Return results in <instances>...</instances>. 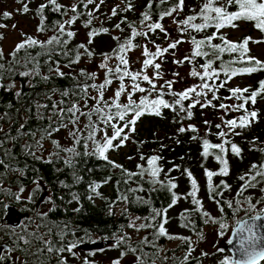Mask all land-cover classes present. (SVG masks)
<instances>
[{"label": "trees", "instance_id": "1", "mask_svg": "<svg viewBox=\"0 0 264 264\" xmlns=\"http://www.w3.org/2000/svg\"><path fill=\"white\" fill-rule=\"evenodd\" d=\"M45 2H47V0ZM58 2L70 6L76 3V0H58ZM176 2L177 0H168L167 3L160 4L159 0H154L152 8L149 10L147 8L149 0H104L99 10L95 11L96 19L93 20L90 27L96 29L108 28L109 33L96 36L92 44H88L87 33L90 29L85 28L83 24L87 19V11L94 10L95 5H89L88 9H84L81 5L78 11L84 14L81 15L77 22L70 28V30L76 32V36L68 44V49H74L77 45L84 43L88 45L89 49L94 51L95 55L93 57L89 59L87 56H84L79 64L72 65L71 68L64 67V65L68 63V60L59 54V48H57V51L52 55V67L54 68L56 66L55 61H59L62 71L68 74L65 77L60 78L54 73H49V64L45 62L48 57L45 55H40L38 60L41 74L50 76V79L47 81L36 76L31 78V82L29 83V78L27 77H20L15 74L9 77L7 73L4 75L2 83L7 86L12 84L14 80L15 87L10 91L6 90L4 87H0V116L4 117L0 119V128L3 129V131L0 132V141H3L2 145H0V155L2 156L0 160L2 161V163H0V203L2 202L3 204L2 199L4 198H6V200L15 199V196L30 187L31 184L41 182L38 185L36 184L30 196L32 197L31 200L34 201L44 188L48 191L52 206L49 212H46L47 215L44 216V222L38 225L42 233H47L48 229H51V233L46 236V239L51 240L54 247H60L63 244L74 242L75 239L92 241L98 236L113 240L112 242H114V244H109L104 250L106 251L114 248L117 253V257H115L114 261L128 257L133 258L132 261H127L126 263L120 261V264H136L137 256L142 257L145 264H153V261H155V264H203L201 257L189 254L192 248L187 244V241L181 239L177 246L164 251L163 244L170 239L167 237L157 238L155 236V233L158 231V225L162 222V218L157 217L155 220L150 219L153 209L163 210L168 208L172 200V195L167 187H163L160 183L153 184L151 182L152 178L147 172L142 176L139 175L141 172L139 166L147 168V158L151 156L161 157L158 161V166L162 168V171L158 179L165 183L171 180L177 185L172 191L176 192L179 197L183 196L184 208L177 217L180 222V224L178 223L179 228H177V232L170 233L167 227L168 222L165 224V228L172 236L188 237L185 234L186 232L199 234L208 224L209 220L212 219H216L220 225H224L233 217L231 226H234L237 221L264 211V191H261V188H264V181L258 183L255 188H248L241 193V186L249 177L246 176V181H241L239 179L241 186L236 191L234 209L227 206L228 204L225 197L228 195L229 190L228 187L225 188L221 184V181H224L225 184L229 185L232 177H213V185L217 186L216 191L219 195L210 193L208 190L205 169L219 171L222 165L212 156H209L207 159L202 157V138H207L212 143H221V139L215 135L220 131V129L216 128L217 124H221L223 130H225L221 118L223 117L224 120L238 119L241 115L245 114L243 110L232 111L231 108L225 110L219 107L220 104L235 105L242 103V101H238L235 98L227 99L231 96L229 89L239 87L242 89L250 88L251 91H255L259 88V82L264 81V70L254 72L250 75L243 74L229 78L225 75L226 70L230 71L231 69H239L250 65L247 63H240L238 53L224 52L221 54L220 59H217L208 45L202 48V51L208 52L207 56H193L194 45L191 43L190 54L187 56L191 57V61L183 59L182 64L189 69V78L195 85H198L204 81H201L198 77L191 76V71L195 68L196 71L202 73L203 69L200 66L206 64L208 60L214 61L212 68L217 71L218 76L206 82L218 88V91H215V95L219 97V99L213 100L212 92H209L207 97H201L200 99L202 103L206 102V100H212L215 107L209 106L202 108L200 105H197L195 108L191 109L193 113L191 119H182L184 116L183 113H180L178 116L169 109H162L160 116L146 114L137 121L136 131L134 133H129V140L125 145L119 149L110 150L108 152V161L95 155H80L75 158V169L67 167L63 159L57 158L56 156L51 157L50 163L47 162L49 153L55 151L51 139L58 140L62 147L72 146L73 141L68 135V129L61 128L59 132L53 133L51 139H45L43 141L44 147L42 153L37 152L36 154L43 155L44 160L34 159L25 151V145H35V142L40 139L45 129L49 128V126L52 128L56 127L57 117L53 115V102L63 99L65 103L60 105V107H68L73 101L77 100V96L73 94L74 91L77 90L76 84H83L85 82L92 83V81H86L85 77L79 75L80 69H86L88 72H96L98 78L95 83L98 84L102 82L105 73L104 70L103 73L99 71L100 68L98 65L103 59L102 53H112L113 49L117 47L118 42L114 40L113 37L118 36L121 38V41H123L126 37L130 36L131 29L128 27V24H133L138 30L143 28L141 24V14L143 12H151L152 21H149V23H151L158 20L161 11L167 10L170 6H174ZM203 2L204 0H185L182 12L183 17L186 18L188 15H192L193 9L198 13ZM97 3H99V0H97ZM128 3H131L133 6L131 10L121 11ZM117 5H119V9L121 10H118V15L112 16L111 11ZM237 10L238 8L235 6H230L228 8V11ZM44 15L47 17L46 24L48 25V30L45 32H37L40 17L36 14V11H34L31 22L34 29L33 32H35L34 35L36 36L29 34V36L35 37L41 41H46L53 35L51 25L54 21L68 18L67 16L62 17L59 13L52 12L50 7L45 9ZM68 15L70 16L72 13H68ZM125 18L126 23L121 24L123 31L116 29L115 25ZM169 18L170 17H165L161 23ZM202 22L203 21L199 19L196 21V23ZM236 23L238 27L242 23L249 25L251 31L237 39H232L229 35V31L238 27H225L220 29L219 32H217L215 27H209L202 32L189 30L181 34L179 31L180 40L183 41L181 44L191 42L192 36L200 40L214 33L216 34V38L212 40V44H222V40L219 38L220 36L226 37L227 40L233 42H241L245 37H251L252 41H250L248 45L250 50L248 55L255 57L252 51V46L255 44L253 41H264V32L257 30L254 27V22L241 20ZM252 32H256L258 37L254 38L251 36ZM167 38L168 36L166 37L164 33L157 30L154 34L149 33L147 39L143 36L136 37L133 43L141 46L147 44L148 48L153 51L155 47L152 41L162 47H167ZM165 44L166 46H164ZM141 48L142 47H137L127 53L129 67L132 71L141 70V68L137 67L138 64L134 63L132 57V52H136V50ZM12 51H10L9 54ZM40 52L41 49L39 47L21 50L17 54L20 64L15 66L16 71L25 70L23 65L27 59L28 53H31L32 56H36L37 53ZM169 52H173V50H169ZM9 54L4 62L6 66L7 62L12 59ZM165 56L167 57V54H165ZM170 59H172V57H170ZM170 59H167V61ZM233 60L237 62L230 64V61ZM259 60L264 62V57ZM117 62L118 61L113 58L109 61V64L114 66ZM31 67L32 65L29 64L28 68L30 69ZM73 77H76V79L74 80ZM245 78L247 79L245 82L239 85L233 84L235 80L240 82V80ZM165 82L166 80L154 81L157 86V92H153L149 97L150 99L156 98L160 86L165 84ZM140 83L141 86L146 89L150 87L145 81H140ZM222 83L224 87H219ZM125 84L129 85L130 81L126 79ZM118 86L119 81L114 80L113 84L105 91L106 100L113 96ZM53 89H57V91L53 93ZM64 90L69 91L67 97H62L60 94ZM164 91H168L167 87H165ZM171 91L181 92L183 89L172 85ZM16 92H21L22 95L17 97L15 95ZM89 94L96 95V92L89 89ZM145 95H148V93L137 92L133 96V99L138 102L139 99ZM244 95L247 96L248 93ZM164 98L170 102L173 100V97L170 95H165ZM120 99L122 103L127 102L126 95L122 96ZM88 103L89 106H91L94 102L89 100ZM189 103H191L190 100L185 101V107H187ZM38 105H47L48 107L38 109ZM246 107L249 111H256L257 117L251 122L249 127L243 130L239 128L236 129L237 132L241 133L240 135H233L230 133L226 137V139L238 145L242 150L239 157L234 155L230 150L226 156L229 168H234L235 171L238 172L239 177L249 173L252 164L264 162V151H261L264 149V93L257 97L254 105L249 102ZM221 112L222 115L220 119L214 121L208 128H203L202 125L205 117L219 116ZM114 123H119L122 126L123 122L114 121ZM81 124H83V118H81ZM188 125H195L199 129V126H201L202 129L197 133H192L191 131L180 133L178 131L180 127H187ZM69 127H71V125H69ZM125 131L128 132L127 129ZM108 134H112L111 129H108ZM193 135H196L198 138L196 140L191 139ZM97 139H99V135ZM124 149H127V152L124 151ZM91 150L92 145L89 143V151ZM77 151L83 153L84 149L82 146H77ZM65 156L66 154L64 152L60 153V157ZM141 156L145 157V159H141ZM109 161L121 165L122 168L113 167ZM186 170L191 171L198 187H203L205 189L206 193L204 192L203 194L206 196L208 195V204L213 206L214 212L209 214L207 211H203L201 207L192 203L193 197L188 195L191 191V182ZM73 171H75L77 176L82 177L79 182L74 180ZM129 173L133 175H129ZM257 179L260 180L259 177ZM65 184H67L68 187H65ZM95 184L100 185L97 189L100 193L99 196L92 192L90 188V185ZM21 189H23V191H21ZM73 193L76 194L77 199H73ZM124 196L127 197L126 201L120 199ZM198 196L199 193H197L196 199L199 198ZM143 201H147V203ZM261 202H263L262 208L255 209V205ZM177 203L173 207H175ZM2 204H0V209L3 208ZM120 206L122 209L118 212L117 208ZM173 207L168 208L167 216ZM26 210L34 213L36 208L32 206V209L26 208ZM205 212L208 213V216H204L203 213ZM131 214L140 217L142 220L141 224H151L152 227L140 229L143 232L141 235L139 233L140 230L137 231L136 228L129 227ZM182 214L188 219H182ZM58 215H64V223H58L56 217ZM32 217L33 216H30L29 220ZM189 221L190 225L188 227L182 226L185 223H189ZM32 224L34 225V223L28 224L25 233L37 232V226H32ZM77 226H81L82 231L80 234L75 232ZM136 227L138 228L139 226ZM61 232H63V236ZM9 234L12 235L13 233L3 231V236ZM118 238H123L119 245L116 244ZM145 238H147L150 243H143ZM18 244L20 247L21 241ZM25 247H29L28 254L30 255L33 249L42 247V245L37 241H33L32 246ZM130 248H137V252L133 254ZM125 252L127 255L121 256V253ZM224 252V257L210 264H223L225 260H228L229 264H231L230 254L226 250H224ZM91 254H94V252ZM186 256L188 257L187 260H185ZM39 257L41 258L42 264H57L56 259H58V257L55 253L50 254L44 252L39 255ZM88 259H90L89 264H103L97 261L94 256ZM113 262L106 264H113ZM82 264H84V262ZM260 264H264V261H261Z\"/></svg>", "mask_w": 264, "mask_h": 264}, {"label": "snow or ice", "instance_id": "2", "mask_svg": "<svg viewBox=\"0 0 264 264\" xmlns=\"http://www.w3.org/2000/svg\"><path fill=\"white\" fill-rule=\"evenodd\" d=\"M18 3L22 5V8L17 9L18 12L22 14H27L30 11L29 3L26 0H17ZM154 0H149L147 8L150 10L153 6ZM160 4L167 3L168 0H159ZM104 3V0H76V3L66 6L58 2V0H47L46 3H41L37 10L36 14L40 17V23L37 26V32H45L48 30V25L46 24L47 17L44 15L45 9L50 7V10L54 13H59L62 17L67 16V19L54 21L51 25V29L53 31V35L49 37L46 41H41L35 37L27 36L25 34V38L16 44L14 50L9 54L11 56V60L7 62V66L5 63H0V87L6 88V90H11L15 87V81L13 80L12 84L4 85L2 83L4 79L5 73L9 77L15 75H19L20 77L29 78V83L31 82V78L39 76L42 80L47 81L50 79L48 75H42L40 72L39 60L38 57L40 55H45L48 59L45 61L49 64V73H54L57 77L63 78L66 74L62 71L60 62L55 61V67H52V55L59 48V54L65 57L68 60V63L64 65V67L71 68L72 65L79 64L82 57L87 56L89 59L95 55L94 51L89 49L88 45L81 43L76 46V48L69 50L68 44L70 41L75 38L76 32L70 30L71 26L74 25L77 20L80 18L82 13L78 11L80 6L82 5L84 9H88L89 5H95L94 10L87 11V19L84 21L83 26L85 28H89L88 35V44H92L93 40L96 36L100 34L109 33L108 28H91L90 26L93 23V20L96 19L95 11L99 10L101 4ZM185 0H177L174 6H170L167 10L161 11L159 13V17L157 21H152V14L150 11L143 12L141 24L143 28L138 30L133 24H128V27L131 29L130 36L126 37L123 41L121 38L116 36L113 37L116 40L117 47L113 49L112 53H102L103 59L98 67L104 70L105 77L102 82L95 83L98 78V74L96 72H88L86 69H80V76L85 77V80L92 81V83H77L76 91H74V95L77 96V100L73 101L68 107H60L63 105L65 101L63 99L59 101L53 102V115L57 117L56 127L45 129L41 134L39 140L35 142V145L26 144L25 151L28 155L32 156L37 160H44L43 155H37V152L43 151V141L45 139H51L54 132H59L61 128L68 129V135L72 139L73 144L71 147H62L60 142L55 139H51V143L55 151L49 153V157L47 162H51V157L56 156L57 158L63 159L65 165L69 168L75 169V158L84 155V156H92L95 155L105 161H108V152L110 150H116L120 147L124 146L125 143L129 140V133H134L136 131V124L140 118L146 114L160 116L162 113V109H169L173 113H176L178 116L180 113H183L184 116L182 119H191L193 113L191 111L192 108H195L197 105H200L202 108L205 107H215L213 105L212 100H206V102H201V97H207L209 92L213 93L212 99H219L215 95V91H218L215 85H211L206 81L213 80V78L218 76V73L215 69L212 68L214 63L213 60H208L206 64L201 65L200 67L203 69V72L196 71L195 68L191 71L190 75L193 77H198L201 81H204L201 84L190 86L184 91L174 92L171 91L173 81H166L165 84L160 86L158 94L156 98L150 99L149 97L153 92H157V86L154 83L155 80L162 78V74L160 72L161 63H158L157 60H163L165 54L169 52V50H174L177 48L179 43H182V40L172 41L168 44L167 47H161L158 44H154L155 51H152L148 48L147 44L141 46L133 43V41L138 36H143L144 38L149 37V33H156L157 30L164 33L165 36H168L167 30L165 29L163 23L161 21L164 20L165 17H172L174 13L178 14L182 12L184 9ZM230 6H235L238 8L237 11H228ZM132 4L128 3L124 9H119V5L114 7L111 11L112 16L118 15V10L121 11H129L132 8ZM193 14L188 15L183 20L173 19V23L177 24L178 30L181 34L188 32L189 30H194L196 32H202L209 27H215L217 32L220 29L225 27H238L237 21H249L254 22V27L264 32V0H204L203 4L200 7L199 12L197 13L194 9L192 10ZM68 13H72V15H68ZM12 17V13L3 12L0 18L10 19ZM203 21L202 23H196L197 20ZM126 23V18L121 20L120 23L115 25L116 29L123 31L121 28V24ZM7 25L0 23V28H6ZM13 28L16 26L13 25ZM3 34L0 33V40H2ZM216 38V34L214 33L211 36L206 37L205 39L197 40L195 36L191 37V43L194 45L193 56H207L208 52L202 51V48L205 45L210 46L213 54L217 59H220L221 54L224 52L229 53H238L239 54V62L247 63L250 66L239 68V69H231L230 71H225V75L229 78L234 77L236 75L243 74H252L254 72L264 70V62L259 59L248 55L249 53V42L252 41L251 37H245L241 42H233L227 40L226 37L220 36L219 38L222 40V44H212V40ZM254 43H264V41H253ZM34 47H39L41 49L40 53H37L36 56H32L31 53H28L27 59L23 67L24 71H16V65L20 64L19 59L17 58V54L21 50H27ZM137 47H142L141 55L144 57L142 60V67L140 71H132L129 67V60L127 57V53L136 49ZM115 58L118 62L113 66L109 64V61ZM185 60L191 61V57H185ZM5 60L3 49L0 48V61ZM183 61H174V63L180 64ZM236 60L230 61V64L236 63ZM31 64L32 67L29 69L28 65ZM152 68L154 70L153 76H149L147 74V69ZM211 70V71H210ZM178 75V73H176ZM75 80L76 77H73ZM129 80L130 84L126 85L125 80ZM114 80L119 81V86L115 89L113 96L110 99H105V91L111 86ZM140 81H145L150 85L149 88H144L141 86ZM226 83V81H225ZM167 87L168 91L165 92L164 89ZM219 87H224V84H220ZM89 89H92L96 92V95H90ZM130 89V90H129ZM207 90V91H205ZM53 93L57 91V89L52 90ZM231 96L227 99L235 98L238 101H242V103L235 105H227L220 104L219 107L221 109L228 110L231 108L232 111H241L245 113L241 115L238 119H230L224 120L221 118L222 124L225 125L228 131L223 130L221 124H217L216 128L220 129L215 135L221 139V143H212L207 138H202V152L201 155L205 159L209 156H212L222 167H220L219 171H212L209 169H205V176L207 178V186L210 193H214L219 195L216 191L217 186L213 185V177L215 176H227L229 174V166L228 160L226 159L227 153L229 150L236 155L237 157L241 154V148L232 143L226 137L231 133L233 135H240V132H237L236 129H245L250 126L251 122L257 117L256 111H249L246 107L249 102L251 104L256 103V99L258 96H261L264 93V81L259 82V88L255 91H251L250 88H232L229 89ZM148 93V95L142 96L139 101L133 99V96L137 93ZM248 93L247 96L244 94ZM62 97H67L69 95L68 90H64L61 93ZM15 95L17 97L21 96V92H16ZM126 95L127 102L122 103L121 97ZM165 95H170L173 97V100L170 102L166 100ZM50 98V97H49ZM91 100L94 103L89 106L88 101ZM191 101L187 107H185V101ZM47 105H38L39 108H47ZM95 117V119H94ZM3 116H0V119H3ZM66 118V122H65ZM81 118H83V124H81ZM114 121L123 122L122 126L119 123H114ZM206 125H210L209 121H205ZM71 125V127H69ZM108 129L112 130V134H108ZM128 130L126 132L125 130ZM3 129L0 128V132ZM180 133H184L186 131H191L192 133H197L199 129L195 125H188L187 127H180L178 129ZM102 134V135H101ZM99 135V139H97ZM198 137L193 135L191 139L196 140ZM115 142V143H114ZM3 141H0V145H2ZM89 143L92 145V150L89 151ZM77 146H82L84 152L81 153L77 151ZM230 146V147H226ZM261 151H264L262 149ZM64 152L66 154L65 157H60V153ZM141 159H145V157L141 156ZM161 159L160 156H151L147 158L148 167L144 168L143 166H139L141 168V172L139 175H143L147 172L152 178L151 182L153 184L160 183L163 187H167L169 191H171L172 200L169 204L168 208L173 207L180 197L176 192L172 191L177 187L175 183L171 180H168L167 183L160 181L159 174L162 171V168L158 166V161ZM2 163V161H0ZM113 167L122 168L121 165L116 164L113 161H109ZM178 167V166H177ZM186 173L191 182V191L188 195L193 197L192 203L196 206L202 208L201 201L196 199L197 192L199 191V187L195 178L192 176L191 171L186 170ZM129 175H133L129 173ZM74 180L79 182L82 177L77 176L75 171H73ZM246 176L249 177L246 181ZM260 178L258 180L257 178ZM241 181H246L241 186V193L248 188H255L258 183L264 181V162L260 164H252L250 166L249 173L242 175L239 177ZM107 182V181H105ZM221 184L227 188L229 187L224 181H221ZM38 185V182H37ZM68 187L67 184L64 185ZM100 187L99 184L90 185L92 192L96 195H100L97 189ZM23 191V189H21ZM261 191H264V188H261ZM19 199V197H17ZM73 199H77L75 193H73ZM122 200H127V197H121ZM147 203V201H143ZM228 207H232L231 202L228 203ZM7 206L5 205V208ZM111 207V206H110ZM168 208L163 210H155L153 209L152 216L150 219L155 220L157 217L162 218V222L158 225V231L155 233L157 238L159 237H167L168 239H182L185 241L190 240L188 237H177L172 236L168 233L165 228V224L168 222L167 212ZM78 210V209H77ZM111 214V212H110ZM204 216H208V213H203ZM46 216L47 214H38ZM182 219L187 220L188 218L182 214ZM255 221H259L261 219L260 216H256L253 218ZM238 228L236 230V234L239 236V252L241 255L240 259H234L231 261V264H260V261H264V246H262V241H264V237L258 235L259 227L255 223H248L247 221H237ZM189 223H185L182 226L188 227ZM39 225H37V232L25 233L24 235L17 236V242L20 240L23 241L25 246H32L33 241L39 242L42 247H37L36 251L33 255L39 256L44 252L47 253H55L58 257L57 264H68L67 257L63 254L65 252L71 254L72 256H76L77 254L73 251L77 248V242H71L68 244H63L60 247H54L51 240L46 239L51 233V229H48L47 233L39 232ZM129 227L136 228L137 231L140 229L152 227L151 224H141L137 228L134 223H130ZM224 227V225H221ZM13 230V234H14ZM63 236V232H61ZM123 238H118L116 244L119 245L122 242ZM143 243H150L147 238L144 239ZM229 244H232L233 241L229 240ZM18 247V243H17ZM16 249H6L8 252L15 251ZM24 251V249H20ZM130 251L135 254L137 252V248H130ZM223 251V249H220ZM127 255V253H121V256ZM206 255V254H205ZM187 256L185 260H187ZM5 257L0 255V261H3ZM20 264H28L27 260H21ZM37 264H42L41 261H37ZM84 264H89L87 260H85ZM113 264H120V260L117 259L113 262ZM136 264H145V261L142 257H136ZM155 264V261H153ZM223 264H229L228 260H225Z\"/></svg>", "mask_w": 264, "mask_h": 264}, {"label": "rangeland", "instance_id": "3", "mask_svg": "<svg viewBox=\"0 0 264 264\" xmlns=\"http://www.w3.org/2000/svg\"><path fill=\"white\" fill-rule=\"evenodd\" d=\"M40 1L44 2L46 0H40ZM182 12H179L178 14L174 13L172 17H170L169 19L163 22V25L168 33L167 44H169L172 41L180 40L179 33H178L179 30L177 28V24L173 23V19H176L178 21L183 20L184 17H183ZM17 14H18L19 24H16L15 26L17 27L18 25L24 24L25 31L28 34H32L33 36L35 32H33L34 29H33V26L31 25V21L29 20V18L23 17L21 12L17 11ZM16 27L13 28L12 25H10L8 26L7 30L2 31V34L4 37L2 40H3L4 45L3 44H0V45L5 51H7L6 54L11 51L10 48L14 47L18 42H20L23 39L21 33L17 31ZM250 31H251V27L247 24L242 23L238 28L230 30L229 35L232 39H237L240 36L249 33ZM251 36L256 38L258 37V34L256 32H252ZM164 46H166V44ZM190 49H191V42H188L187 44L179 43L177 45V48L174 49L173 52L167 53V57L164 56L163 60L158 59L157 62L161 63L160 72L162 74V78L157 79L155 81L171 80L173 81L174 86L183 89V91L190 86H195V83L188 76L189 69L185 67L182 63L180 64L174 63V61H182L185 57H187L190 54ZM142 50L143 49L141 48L139 50H136V52H132L133 61L135 64H138L137 67L139 68L142 67V60L144 59V57L141 55ZM153 51H155V48H153ZM252 51H253V55L256 58L262 59L264 57V44L262 43L253 44ZM170 57H172V59H170ZM167 59H170V60L167 61ZM99 71L103 73L102 69H100ZM176 73H178V75H176ZM147 74L149 76H153L154 70L152 68L147 69ZM246 80H247L246 78L243 80H240V82L235 80L233 84L239 85L245 82ZM221 115H222V112L219 116L205 117L203 121V125H202L203 128H208L214 121H216L217 119H220ZM214 117H217V118H214ZM205 121H209L210 125H206ZM199 127L200 129H202L201 126ZM223 127H225V130L228 131L225 125H223ZM124 151L127 152V149H124ZM227 176L232 177V180H230V183L228 185L229 193L225 198H226L227 204L231 202L232 208L234 209L236 191L241 186V182L239 181V174L238 172L235 171L234 168H229V174ZM36 184L37 182L33 183L30 187L26 188L25 192H21L23 193L21 196L29 198ZM38 184H40V182H38ZM44 190L45 188L43 189V191ZM204 192H205V189L203 187H200L199 191L197 192L199 193L198 199L201 201V204H202L201 209L203 211H207L210 214L214 212L213 206L208 204V195L207 196L204 195L203 194ZM40 193H42V191ZM45 201H48V202L42 205L40 209V213H45L48 209H50L48 205V204H51L50 197ZM262 206H263V202L256 204L255 209L262 208ZM183 208H184L183 196H180V199L178 200L177 205L169 211L168 216H167L168 218L167 227L170 233L177 232L176 230L177 228H179L178 223L180 224L177 217L181 213ZM121 209L122 207L120 206L119 208H117V211L119 212ZM232 221H233V217L224 224V227H221L218 220L212 219V220H209L208 224L204 227L202 232H200L199 234L186 232L185 234L188 236V238H190V240L187 241V244L192 248L189 254L190 255L194 254V256L196 257H201V261L203 264H210L224 257L225 255L224 250H226L225 245L230 239L229 238L230 232L233 228V226H231ZM130 223H134L136 226H139L141 225L142 220L137 215L131 214ZM139 233L142 235L143 232L140 230ZM97 237L98 236H96V238ZM177 237H181V236H177ZM180 241L181 239H170L165 244H163V250L165 251L169 248H173L177 246ZM220 249H223V251H220ZM79 254L81 258H83L84 255H86L84 253H79ZM65 256L72 260L76 259L72 257L70 254H66ZM86 257L89 258L90 256L86 255ZM115 257H117V253L115 252L114 248L108 249L101 254L94 255V258L103 264L113 262ZM132 260L133 258L128 257V258H122L120 261L122 263H126L127 261H132Z\"/></svg>", "mask_w": 264, "mask_h": 264}, {"label": "flooded vegetation", "instance_id": "4", "mask_svg": "<svg viewBox=\"0 0 264 264\" xmlns=\"http://www.w3.org/2000/svg\"><path fill=\"white\" fill-rule=\"evenodd\" d=\"M26 2L29 3L30 11L27 14H22V15H23V17H28L30 21L32 19V14L34 13V11L37 10L38 6L41 3H46L45 1L42 2L40 0H26ZM20 8H22V5L20 3H18L17 0H0V16H2V13L5 11L12 13V17L10 19L0 18V23L7 25L6 28H0V33H2L3 30H7L8 26H10V25L13 26V25L19 24L18 23L17 9H20ZM31 25H32V22H31ZM16 28H17V31L19 33H21L23 39L25 38V34L27 36H29V34L24 29V24L18 25ZM0 44L4 45L3 40H0ZM15 46L10 48V50L11 51L14 50ZM0 48H2L1 45H0ZM3 52H4V56H5V60H6L9 52L6 54L7 51H5L4 49H3ZM5 60L0 61V63H4ZM1 158H2V156H1ZM25 191L26 190H24L23 192H25ZM44 193H45V197H44V199L41 200V202L38 205V201ZM22 194L23 193L18 194L17 196H15V199H13V200L12 199L6 200V198H4V199H2L3 204H2V202L0 203L3 205V208L0 209V245H3V244L6 245V248H4L3 250H0V255H3L5 257V259L3 261H0V264H19L21 262V260H27L28 264H37L38 260L41 261V258L39 256L33 255V253L35 252L36 249H33L32 253H30V255L28 254L29 253V247L26 248L23 245L22 240H20L21 246L17 247V243L20 242V241L17 242V236L25 234L29 223L34 222V225L32 224V226H37L39 223L44 222V216L38 215V214H44V213H40V209H41L42 205H44L48 202V201H45L49 198L48 191L47 190L42 191V193H40V195L37 196V198L34 201L31 200V198H32L31 196L28 198V197L21 196ZM17 197H19V199H17ZM4 200H5V202H4ZM5 205L7 206L6 208H5ZM48 205L51 208L52 205L51 204H48ZM32 206L34 208H36L34 213L32 211L26 210V208L32 209ZM9 207H14L15 210L14 211L8 210ZM49 210L50 209H48L46 212H49ZM30 216H33V217L29 220ZM56 217H57L58 223H64L65 222L64 215H58ZM13 230H15L14 234H12V235L9 234L7 236L6 235L3 236V231L13 233ZM81 231H82L81 226H77L75 232L80 234ZM40 233H42V232L40 231ZM99 239H105V238H101V237L96 238L95 237L94 240H92V241L99 240ZM92 241H81V239H75L74 240V242H77V244L84 243V242H92ZM112 243H114V242H111L110 244H112ZM106 247L103 249H94V250H90V251H84V250L75 248L73 251L77 255L76 256H72L71 254L70 255L76 259L72 260V259L67 258L68 264H82L83 262H85V260L90 262V259H88L86 257V255H89L90 256L89 258H91V256L103 253L105 251L104 249H106ZM13 248H15L16 250L12 251V252L6 251V249H13ZM20 249H24V251H21ZM92 252H94V254H91ZM79 253H84L86 255H84V257L81 258ZM66 254H69V253L65 252L64 255H66ZM56 263H57V259H56Z\"/></svg>", "mask_w": 264, "mask_h": 264}, {"label": "water", "instance_id": "5", "mask_svg": "<svg viewBox=\"0 0 264 264\" xmlns=\"http://www.w3.org/2000/svg\"><path fill=\"white\" fill-rule=\"evenodd\" d=\"M0 159H1V156H0ZM45 197V193L41 196V198L39 199L38 201V205L39 203L41 202V200ZM8 210H15L14 207H9ZM256 216H260L261 219L259 221H255L253 218L256 217ZM241 222L243 221H247L248 223H255L257 224V226L259 227V232H258V235L264 237V211L258 213V214H255V215H252V216H249V217H245L241 220H239ZM238 223H236L231 232H230V239L229 240H232L233 243L232 244H229L227 242V244L225 245V249L230 253V261L234 260V259H240L241 258V255H240V252H239V236L236 234V230L238 228ZM113 240H109V239H99V240H95V241H92V242H84V243H79L77 248L78 249H81V250H84V251H90V250H94V249H103L105 248L107 245H109ZM262 246H264V241H262ZM4 248H6V245L3 244V245H0V250H3ZM261 262V261H260Z\"/></svg>", "mask_w": 264, "mask_h": 264}, {"label": "bare ground", "instance_id": "6", "mask_svg": "<svg viewBox=\"0 0 264 264\" xmlns=\"http://www.w3.org/2000/svg\"><path fill=\"white\" fill-rule=\"evenodd\" d=\"M20 264V263H19Z\"/></svg>", "mask_w": 264, "mask_h": 264}]
</instances>
